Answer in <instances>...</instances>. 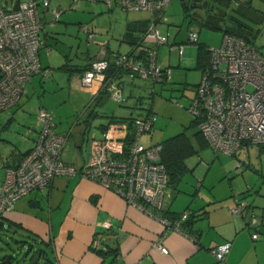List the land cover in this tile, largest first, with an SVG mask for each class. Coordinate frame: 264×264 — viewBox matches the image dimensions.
Masks as SVG:
<instances>
[{"label":"crops","instance_id":"crops-1","mask_svg":"<svg viewBox=\"0 0 264 264\" xmlns=\"http://www.w3.org/2000/svg\"><path fill=\"white\" fill-rule=\"evenodd\" d=\"M110 2L106 3L108 6L105 12L108 20L103 27L106 37L104 42L100 43L97 54L89 58L75 54L73 61H69L71 58L69 54L62 51L60 45L65 47L67 45L60 42L59 32L56 31L61 22L63 28L68 29L70 20H66L64 16L59 21L54 20L49 9L43 11L48 12L50 19L44 21L45 26L40 33L42 42L39 50L42 48L46 53L45 57L41 58L38 51L42 68L51 65L50 51L57 48L63 56L57 69L74 71L79 84L81 69L102 50L130 52L150 24L152 15L144 10H122L125 12L123 26L117 38L118 44L113 48L112 39L109 37L112 29L111 15L117 10L114 8L118 5L117 0ZM237 7L241 14L239 16L245 17L243 24L249 26L244 29L246 32L243 34L253 38L255 43L259 28L256 29L253 23L258 27L259 21L264 22V15H259V9L252 6V0H238ZM93 18V27L97 28L95 23L97 18L96 16ZM166 20L167 17L163 14L162 21ZM79 27L84 29L83 25ZM86 28L89 30L88 26ZM185 37L186 34L182 40ZM256 47L264 55L262 49L264 47ZM74 61L76 62L73 64L69 63ZM53 66L55 65L50 67ZM127 77L128 75H122L120 78L122 84ZM37 79L30 81L33 90L37 84L42 87L44 79L41 76ZM84 91L88 92L91 100L98 102L100 93L95 95L89 90ZM24 94L11 110L0 112V115L6 113L2 115L4 124L0 120L1 128L7 130L14 120L17 123L15 135L3 136L0 133V185L5 171L14 168L22 156L33 147L40 128L36 111L35 114H31L22 109L21 98ZM107 97L108 95L105 99ZM102 98L99 104L105 102L104 99L100 103ZM15 108L16 111L13 110ZM93 114L91 117L97 115L95 112ZM102 123L95 126L96 130L95 127L93 129L82 127L79 133L83 135L84 149L80 147L81 139L78 138L80 140L75 141L76 149L72 151L73 154L64 161L75 165L86 162L88 141L91 137H99L102 134L100 129ZM243 144L248 143L242 142L233 155L215 153L218 159L212 164L216 166L215 173L208 179L204 176L201 186L195 190L190 186L181 191L179 195L181 194L183 203L180 206L175 205L174 199L172 201L176 185L166 187L164 209H169L175 214L189 208L187 211L191 218L189 226L186 225L188 228L186 231L167 229L160 215L143 211L128 203L115 190L103 186L96 180L76 174L57 175L49 185L31 190L16 200L13 208L0 218V240H4L3 236L8 235L19 248H25L28 257L37 255L38 259L45 260L44 264H264V169L257 170L236 156L237 151H248L250 146L242 147ZM259 147L264 151V144ZM208 148L206 146L202 149ZM206 155L212 156L210 150L206 151ZM189 158L186 159L187 167ZM212 165L209 164V167ZM195 184L197 185V182ZM240 200L246 203V209L242 213L231 212L230 209ZM182 207L183 210L178 211ZM251 215L255 216L256 222L253 225L249 224ZM105 222L109 223L108 227L104 225ZM252 232H257L259 237L253 239ZM94 239L99 242L96 250L92 246ZM158 240L167 248L166 254L153 246ZM223 242H230V247L225 258L217 260L211 248ZM1 258L0 264H7L11 255Z\"/></svg>","mask_w":264,"mask_h":264},{"label":"built area","instance_id":"built-area-1","mask_svg":"<svg viewBox=\"0 0 264 264\" xmlns=\"http://www.w3.org/2000/svg\"><path fill=\"white\" fill-rule=\"evenodd\" d=\"M171 1L117 0V5L122 10H144L153 15L165 10ZM5 4L0 0V112L16 105L34 75L49 73L48 68H42L38 54L44 26L42 12L49 9V1L18 0L11 7ZM50 11L58 20L61 10ZM162 20L159 17L152 21L132 53L107 58L102 50L79 77L80 86L95 95L106 91L112 99L124 101L123 84L114 74L107 75L111 64L126 70L130 78L149 80L150 89L152 83L168 80L171 70L158 60V48L167 44L182 57L187 44H196L199 35L190 29L185 40L176 43L157 28V22ZM83 28L92 41L96 31ZM207 50L208 63L201 71L188 110L198 119L197 128L208 147L214 153L233 155L242 142L264 144V55L254 45L230 34L223 35L218 46L210 45ZM37 118L40 128L33 147L16 167L5 171L0 185V218L16 200L49 185L57 175L77 174L96 180L150 214L158 215L157 210L165 208L168 177L160 162L161 144L146 146L140 141L142 133L152 129L155 114L134 118L137 131L128 142V122L111 123L99 137L89 139L88 158L82 165L62 159L68 135L56 131L51 112L39 107ZM245 209L246 203L240 200L230 211L242 213ZM188 214L183 211L174 219L160 218L167 229H179ZM255 222L251 215L249 224ZM104 225L108 227L109 223ZM251 237L256 239L259 234L252 232ZM98 244L94 239L92 246L97 249ZM153 246L167 253L159 240ZM229 247L230 242H223L211 249L217 260H223Z\"/></svg>","mask_w":264,"mask_h":264},{"label":"rangeland","instance_id":"rangeland-1","mask_svg":"<svg viewBox=\"0 0 264 264\" xmlns=\"http://www.w3.org/2000/svg\"><path fill=\"white\" fill-rule=\"evenodd\" d=\"M17 1L1 0L3 4L7 2L5 5L9 7ZM48 1L49 10L52 8L61 10L58 21L63 16L66 20H70V23H68L70 27L68 29L63 28L62 22L60 23L61 26L56 29L59 32L58 39L60 42L67 45L66 47L64 45L60 46L62 51L68 53L71 57L69 61L74 60L75 54L80 57L85 56V58L96 55L100 43L104 42L106 37L103 29L108 20L107 12H105L108 6L106 5V0ZM252 6L259 9V15H264V0H252ZM232 7H236L234 2L230 4L227 10L236 16L241 15L239 13L235 14ZM114 9L117 10L113 11L111 15L112 29L109 35L110 40L112 39L113 42L111 44L113 48L118 44L117 38L122 29L125 16V12L122 9L120 10L119 7ZM100 10L103 12L100 13ZM164 14L167 20L157 22V28L162 33H168L172 41L176 39V42H179V40L182 41L188 28L197 30L199 32L198 41L204 44L218 46L222 40V32L220 30L208 28L200 23H189L185 21L180 0H172L165 9ZM95 16L97 18L95 21L97 28L93 27V17ZM42 17L44 21L50 19L48 12H43ZM79 24L81 26L83 25V27L88 26L89 31H96L92 41L88 40L87 33L84 29L78 28L80 26ZM253 24L256 29L259 28L255 45L262 48L264 47V22L259 21L258 27L255 26V23ZM97 31H99L98 34ZM111 33L113 34L112 37ZM158 49V60L164 64L163 66H169L171 70L167 83L153 85L155 93L152 96L149 88V80L140 77L133 79L127 77L123 80L124 84L122 86L124 101L118 102L108 96L104 103L99 104L97 100H91L88 92L84 91L80 84H78V77L74 71L68 72L57 69V65L61 63L63 56L59 49L53 48L50 51L49 59L51 60V65L55 66L51 68V65L48 64L50 66L47 67L49 70L47 75L37 74L32 78L33 80H38L37 78L41 76L44 79L42 81V87L37 84L36 89L33 90L30 87V82L26 84L25 94L21 98L22 109L28 113L35 114V111L37 112L39 107H45L52 114L56 131L58 133L63 132L64 134H67L68 131L70 132L68 133V139L63 149V160L66 157H71L73 154L72 151L76 149L75 141L78 138L81 139L80 147L82 150L84 149L85 142L82 140L83 135L79 133L82 127L93 129L99 123L107 121V117L110 115L140 117L145 115L150 107H152V111L156 114V120L150 132H144L140 137V141L144 145H153L173 135L185 133L192 141L195 149H198V142L194 137V115L188 110L190 97L195 92L196 86L201 78V70L196 67L197 48L195 44H187L182 57L179 56L177 49L170 50L167 44L161 45ZM39 51L41 58H44L46 55L44 53L45 51L42 48ZM83 60L86 61V59ZM75 62L69 63L73 64ZM13 110L16 111V108ZM90 112H95L97 115L91 117L89 115ZM2 115H0V120L3 119ZM14 117L16 116L14 115ZM2 124H4L3 120ZM11 124L12 126L7 130L0 126L1 135H15L17 123L14 120ZM244 146H250L248 147V151H237L236 156L244 159L246 163H249L251 167L257 170L264 169V151L260 149L259 146L261 145L248 143L247 145L243 144L242 147ZM208 150H210L212 156L206 155V151L208 152ZM218 154L221 155L223 153ZM215 161H218L217 156L215 157V153L210 148L200 150L187 160L189 169L180 175L172 194V201L174 199L175 205L180 206L183 203L181 201V194L179 195L181 191H185L190 186L193 187L191 189L195 190L196 187L201 186L204 176L208 179L215 173L216 166L215 164L214 166L212 165ZM209 164L212 165L211 168ZM194 182H197V185ZM183 208H180L181 210L178 211H182ZM3 237L4 240H0V261L2 260L1 257L4 256V258H7V256L11 255V259L7 264H30L33 256L30 255L28 257L25 254V248H19L16 242L10 239L8 235H4ZM44 262L45 260L40 258L36 264H44Z\"/></svg>","mask_w":264,"mask_h":264},{"label":"trees","instance_id":"trees-1","mask_svg":"<svg viewBox=\"0 0 264 264\" xmlns=\"http://www.w3.org/2000/svg\"><path fill=\"white\" fill-rule=\"evenodd\" d=\"M180 2H181L182 9L184 12L185 21H187L189 23H191V22L197 23L198 22V24L200 23V24H202L208 28L220 30L222 32V36L225 34H230V35L239 37V38L243 39L246 43L252 44L256 47V45L254 43V39L253 38L251 39L248 36H246L245 34H243V32H246V31H244V29L248 28L249 26L247 24H243L244 23L243 19L240 16H238V15L236 16V15L230 13L229 10H227L229 8L230 4L232 2H234L236 7H234V8L232 7V10H234V13L236 12L238 14L239 13V10H237L238 0H180ZM16 3H15V5H16ZM163 11L164 10L156 11L151 17L150 24L152 23V21H157L159 19V17H163V14H164ZM160 15H162V16H160ZM150 24L148 25V27L150 26ZM148 27H147V29H148ZM144 32L142 33V35L144 34ZM141 38H142V36H141ZM184 40L179 41V42L175 41V42L176 43H182ZM135 45H134V47H135ZM195 46L197 48L196 67L202 71V69L208 63L209 55H208L207 49L210 45H207V44H204L202 42L197 41ZM134 47H133V49H134ZM133 49L130 52H127L126 54L132 53ZM118 53L119 52H108L105 49L104 55L107 58H109V57H113V56L117 55ZM89 65H90V62L81 69V72L83 73V71L85 69H87L89 67ZM82 73H81V75H82ZM111 74H114L116 76V78H119V82H121V83H122V81H120V78L122 77V75L127 76L126 70L116 68L113 64H111V66L109 67V71L107 72V75H111ZM168 80H163V81L158 82V83H152V89H150L151 90L150 93L152 94V96L155 93L153 85L165 84L168 82ZM106 94H107L106 91H100L98 102L100 101L102 96H107ZM18 102H19V100H18ZM17 103H16V105H17ZM93 113L94 112H90L89 115L92 116ZM36 114H37V112H36ZM150 114H155L152 111V107H150L148 109V111L145 115L140 116V117H147ZM93 115H95V114H93ZM134 118H136V117H133L131 115H129V116L110 115L109 117H107V121L103 122L102 125H100V129L103 132L111 123L126 121V122H128V136H127V142H128L130 139L131 140L133 139V137L137 131V129L134 125ZM193 124H194V129H195V132H194L195 136L194 137L196 138V140L198 142V144H197L198 149L197 148L195 149V147L192 144V141L190 140V138L185 133H179V134L173 135L171 137H168L167 139H165L161 142H158L159 144H161L160 162L163 164V166L166 170V173H167V177H168L167 186L168 185L175 186L177 183V180L180 178V175L185 170L189 169L187 167V164H186L187 158L193 156L195 153H197L199 151V149H202V148L208 146L206 143V140L204 139V137L202 136V134L200 133V131L197 128L198 119L195 117L193 120ZM260 145H262V144H260ZM187 210H189V208H186L184 211H187ZM157 213L161 217H164V218H167L170 220V219H174L181 212L173 214L169 211V209H163V210H159V211L157 210ZM188 213H189V211H188ZM189 218H191V217L188 216L185 220H182L180 222L179 229H182L185 231L188 229L186 227V225L189 226V223H190ZM97 251H101V250H97Z\"/></svg>","mask_w":264,"mask_h":264},{"label":"water","instance_id":"water-1","mask_svg":"<svg viewBox=\"0 0 264 264\" xmlns=\"http://www.w3.org/2000/svg\"><path fill=\"white\" fill-rule=\"evenodd\" d=\"M105 97H106V96H104V97L102 98V100H101L100 103H102V102L104 101ZM165 206H166V204H165ZM37 261H38V256L35 255V256L32 257V261L30 262V264H36Z\"/></svg>","mask_w":264,"mask_h":264}]
</instances>
